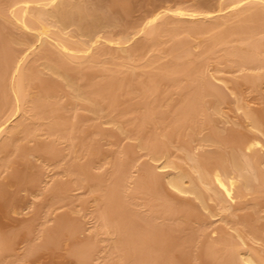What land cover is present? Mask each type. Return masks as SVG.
Masks as SVG:
<instances>
[{
    "label": "bare ground",
    "instance_id": "bare-ground-1",
    "mask_svg": "<svg viewBox=\"0 0 264 264\" xmlns=\"http://www.w3.org/2000/svg\"><path fill=\"white\" fill-rule=\"evenodd\" d=\"M135 2L0 0V264H264V0Z\"/></svg>",
    "mask_w": 264,
    "mask_h": 264
},
{
    "label": "rangeland",
    "instance_id": "rangeland-1",
    "mask_svg": "<svg viewBox=\"0 0 264 264\" xmlns=\"http://www.w3.org/2000/svg\"><path fill=\"white\" fill-rule=\"evenodd\" d=\"M204 1L205 2H213L215 0H151V1L136 0L135 6L132 9V11L129 14L123 13L124 14L123 18H124L125 22L130 21V23H132L135 20H141L145 16L146 13H148L150 10H154L157 6H159L161 4L167 5V4L172 3L171 5H175V4H177V2L178 3L183 2L185 4H192V3L204 2ZM217 74L220 75V72H218ZM221 75H224V74L221 73ZM225 76H226V74H225ZM163 87L165 88V85H163ZM257 94L255 93V94H253V96H255ZM175 96H176V99L173 100L174 103L177 102V98H178L177 94H175ZM256 98H258V97H256ZM258 99L256 100L257 101L256 104L260 105L259 103H262V102L260 99L259 100ZM124 105H126V104H121L119 106V108L123 107ZM135 115H136V111H127L126 113H123L122 115H120V118H122L123 120H130V119H133L135 117ZM98 137H101V136H98ZM102 139H101V142H102V145L104 148H106L108 150H112V149L116 148V145L112 144L107 137H105V139H103V140ZM128 141L134 142L136 140L135 139H129V137L124 136L122 139V143H125ZM58 169H59L58 167L55 169H52L50 171V173L56 174ZM46 179H50V175H48L46 177ZM42 185H40V187ZM36 187L37 186H33L27 190L17 188L16 191L18 193L17 194L18 195V202H17V207L15 208L17 211L11 210L9 212L8 216H5V217L2 215V212L0 211V218L2 217L3 221L5 222V225L3 226L4 229L18 230L22 226L23 222L26 219L32 217L36 213V206H35L36 204L33 203L34 201H32V199L37 200V203H40L43 201L42 200L43 196L34 197V195L32 194V190L36 189ZM84 190H86V189H76V190H74V192L78 193V194L80 192H83L82 194H86V193H84ZM76 203L79 204V199L76 200ZM77 204L75 207L77 209H81V211H83L80 204L79 205H77ZM69 205H70V203H67V202L60 204L58 206V208L55 209L54 212H52V210L50 211L51 216L55 215L56 212H60L64 209H66ZM44 214H46V211H44V209L42 207L39 211V218L37 219V228L40 226L39 222H41L43 220ZM86 220H89V216L86 217ZM91 227H92V222L86 223V227L79 233V236L83 237V236L87 235L89 233ZM70 242H71L70 240H67V241L64 240L57 250L52 251L50 249L47 252L44 251V252H42V254L37 255V257H34L32 259L27 260V262H28L27 264H79L76 256L72 255L70 252V246L72 243V242L71 243ZM27 244H28V241L26 240V238L23 235H21V234L17 235L15 238L12 256L14 258L21 256L25 252V250L27 248ZM102 260H103V258L101 259L100 257H98L95 259V263L96 264H98V263L103 264Z\"/></svg>",
    "mask_w": 264,
    "mask_h": 264
}]
</instances>
